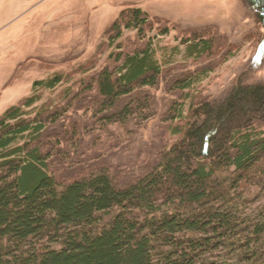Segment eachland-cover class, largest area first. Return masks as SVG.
Wrapping results in <instances>:
<instances>
[{
	"label": "trees",
	"instance_id": "16d2710c",
	"mask_svg": "<svg viewBox=\"0 0 264 264\" xmlns=\"http://www.w3.org/2000/svg\"><path fill=\"white\" fill-rule=\"evenodd\" d=\"M249 1L264 26V0ZM149 25L140 7L120 12L104 41L121 48L131 29L144 42L81 79L65 93L67 108L28 110L41 98L38 89L66 77L56 72L0 116V264H264V202L250 208L264 192V82L238 79L213 99L200 90L210 64L174 77L169 85L179 97L161 113L172 140L138 175L118 172L102 154L81 153L82 132L94 127L88 120L63 121L57 140L46 139L78 100L106 131L157 114L151 91L173 65L164 66L146 39ZM180 43L188 60L215 53L204 33H185ZM72 147L91 161L72 156Z\"/></svg>",
	"mask_w": 264,
	"mask_h": 264
},
{
	"label": "rangeland",
	"instance_id": "374dc122",
	"mask_svg": "<svg viewBox=\"0 0 264 264\" xmlns=\"http://www.w3.org/2000/svg\"><path fill=\"white\" fill-rule=\"evenodd\" d=\"M128 7H140L149 13L151 25L146 27V39L155 43L163 65H173L151 91L157 114L148 120L133 118L128 128L110 124L107 132L93 121V110L83 107L78 100L57 124L50 126L46 139L57 140L53 134L62 131L63 121L70 125L75 118L88 120L94 127L88 126L82 132L81 153L102 154L113 166L117 165L118 172L138 175L162 142L172 140L161 118L168 104L179 97L170 87V80L210 64L212 70L200 81V90L213 99L226 96L238 79L264 82V26L257 23L249 0H0V116L31 96L35 81L56 72L66 77L53 89H38L41 98L28 110L44 104H50L51 110L57 106L67 108L65 93L74 87L76 91L81 79L112 64V55L121 48L128 51L144 42L131 29L124 30L121 48L104 41L106 30ZM165 27L169 33L162 35L160 30ZM189 32L212 37L216 43L213 56L198 62L185 58V46L180 40ZM177 45L178 53L174 50ZM166 60L170 62L165 63ZM61 147H65V142ZM70 152L81 161H89L75 147ZM57 158L59 152L52 160ZM69 167L68 163L63 166L64 175L70 172ZM258 195L251 210L264 202V192Z\"/></svg>",
	"mask_w": 264,
	"mask_h": 264
}]
</instances>
